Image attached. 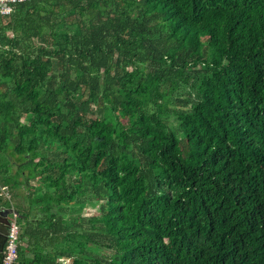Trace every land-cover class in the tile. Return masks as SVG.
I'll list each match as a JSON object with an SVG mask.
<instances>
[{
	"label": "trees",
	"instance_id": "trees-1",
	"mask_svg": "<svg viewBox=\"0 0 264 264\" xmlns=\"http://www.w3.org/2000/svg\"><path fill=\"white\" fill-rule=\"evenodd\" d=\"M1 185L14 264H264V0L15 4Z\"/></svg>",
	"mask_w": 264,
	"mask_h": 264
},
{
	"label": "built area",
	"instance_id": "built-area-1",
	"mask_svg": "<svg viewBox=\"0 0 264 264\" xmlns=\"http://www.w3.org/2000/svg\"><path fill=\"white\" fill-rule=\"evenodd\" d=\"M27 0H0V17L9 15L14 5ZM0 197L4 200H11V194L7 187L0 186ZM8 233L3 247V257L1 264H14L17 259V250L19 243V225L16 216L11 215L8 223Z\"/></svg>",
	"mask_w": 264,
	"mask_h": 264
},
{
	"label": "water",
	"instance_id": "water-1",
	"mask_svg": "<svg viewBox=\"0 0 264 264\" xmlns=\"http://www.w3.org/2000/svg\"><path fill=\"white\" fill-rule=\"evenodd\" d=\"M9 215L17 216L13 208H0V264L2 263L3 247L8 233Z\"/></svg>",
	"mask_w": 264,
	"mask_h": 264
},
{
	"label": "rangeland",
	"instance_id": "rangeland-1",
	"mask_svg": "<svg viewBox=\"0 0 264 264\" xmlns=\"http://www.w3.org/2000/svg\"><path fill=\"white\" fill-rule=\"evenodd\" d=\"M11 160H12V162H14V164H17V158L16 157L15 158H11ZM31 182L34 183V181H31ZM24 191L25 190H23L22 188L17 190V194H20V196H18L19 200H23V198L21 196H22ZM9 192L11 194L12 203L16 204L17 198L14 197L12 191H9ZM75 212L78 213L79 215H81L82 217H90V216H93V215L97 214V206L88 202V203H86L84 208L80 210V212L77 210V208L75 209ZM9 218H11V215H9ZM63 263L64 264H68L69 262L65 260V261H63Z\"/></svg>",
	"mask_w": 264,
	"mask_h": 264
},
{
	"label": "crops",
	"instance_id": "crops-1",
	"mask_svg": "<svg viewBox=\"0 0 264 264\" xmlns=\"http://www.w3.org/2000/svg\"><path fill=\"white\" fill-rule=\"evenodd\" d=\"M18 164H13L12 166V173H15L14 171L17 169ZM21 176L16 175V178L19 179Z\"/></svg>",
	"mask_w": 264,
	"mask_h": 264
}]
</instances>
